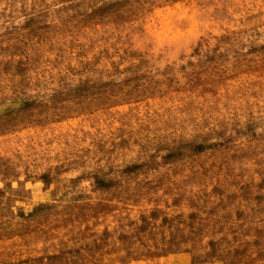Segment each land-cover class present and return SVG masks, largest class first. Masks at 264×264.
Wrapping results in <instances>:
<instances>
[{"label":"rangeland","instance_id":"1","mask_svg":"<svg viewBox=\"0 0 264 264\" xmlns=\"http://www.w3.org/2000/svg\"><path fill=\"white\" fill-rule=\"evenodd\" d=\"M0 264H264V0H0Z\"/></svg>","mask_w":264,"mask_h":264}]
</instances>
